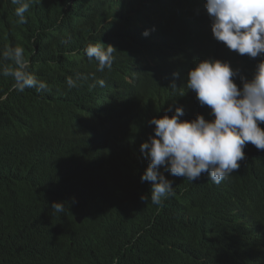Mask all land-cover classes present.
I'll return each mask as SVG.
<instances>
[{"label": "trees", "instance_id": "trees-1", "mask_svg": "<svg viewBox=\"0 0 264 264\" xmlns=\"http://www.w3.org/2000/svg\"><path fill=\"white\" fill-rule=\"evenodd\" d=\"M205 3L33 0L19 25L0 0V50L22 46L49 86L18 93L0 77V264H264V151L248 144L219 185L161 169L174 192L162 207L140 179L149 120L176 107L211 119L185 87L189 70L218 59L250 79L259 62L213 38ZM98 42L117 50L111 70L83 53ZM78 75L88 79L68 88Z\"/></svg>", "mask_w": 264, "mask_h": 264}, {"label": "clouds", "instance_id": "clouds-1", "mask_svg": "<svg viewBox=\"0 0 264 264\" xmlns=\"http://www.w3.org/2000/svg\"><path fill=\"white\" fill-rule=\"evenodd\" d=\"M16 5V23H27L25 13L33 0H10ZM210 19L213 38L230 51L249 59H258L251 78L233 69L229 62L207 59L198 62L188 71L185 87L195 93L199 106L207 107L211 119L197 115L192 120H182V107L174 114L152 118L149 126H155L153 134L141 144L140 152L148 161L141 182H150V202L163 206L174 195L172 182L163 172L174 177H183L193 183L207 173L212 183L219 185L241 167L245 160L244 149L248 144L264 151V0H206L204 4ZM142 35L148 37L149 30ZM111 45L89 43L83 53L90 63H95L97 72L111 70L114 52ZM0 77H10L12 88L18 93L35 89L38 93L48 90L47 82L38 79L30 71V62L25 58L22 46H10L0 50ZM239 78L242 87L235 80ZM88 77H68V88L78 86V81ZM104 87V80L96 85ZM173 89L175 86L173 85ZM171 111V108L169 109ZM163 169V172L161 171ZM141 201L147 203L148 195ZM54 213H63L64 204L53 202Z\"/></svg>", "mask_w": 264, "mask_h": 264}, {"label": "water", "instance_id": "water-1", "mask_svg": "<svg viewBox=\"0 0 264 264\" xmlns=\"http://www.w3.org/2000/svg\"><path fill=\"white\" fill-rule=\"evenodd\" d=\"M78 221L81 222L82 221V218H78Z\"/></svg>", "mask_w": 264, "mask_h": 264}]
</instances>
